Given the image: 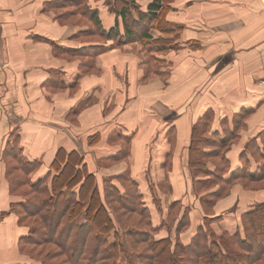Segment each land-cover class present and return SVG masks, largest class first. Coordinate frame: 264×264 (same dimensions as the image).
I'll use <instances>...</instances> for the list:
<instances>
[{"label": "crops", "instance_id": "0c3cea01", "mask_svg": "<svg viewBox=\"0 0 264 264\" xmlns=\"http://www.w3.org/2000/svg\"><path fill=\"white\" fill-rule=\"evenodd\" d=\"M73 1L0 0V264H38L19 249L26 229L12 207L22 200L11 194L6 175L5 150L18 139L23 156L41 162V176L60 149L79 153L89 172L113 179L120 190L114 178L129 172L152 217L164 223L172 202L194 203L196 197L187 169L193 129L203 120L209 133L227 136L238 127L223 156L229 177L246 166L249 180L230 182L213 210L222 217L212 224L218 234L223 227L233 233L241 212L264 201V0H168L166 20L179 27L178 36L151 28L145 43L114 47L111 40L100 44L98 27L88 16L71 14L74 7L65 4ZM134 1L142 11L153 2ZM86 6L99 13L107 32L120 19L104 0H86ZM156 39L173 41L149 52L146 46ZM91 45L107 47L92 72L82 73L81 61L62 52ZM199 66L206 68L196 72ZM243 67H252L251 82ZM211 74L218 76L214 87L206 78ZM228 93L246 102L226 107L218 100H228ZM245 112L250 113L244 121H237ZM119 135L129 140V150L112 163L124 148ZM249 194L260 198H245ZM183 209L195 226L208 215L201 203ZM161 229L167 233L166 226ZM186 234L181 233L184 242Z\"/></svg>", "mask_w": 264, "mask_h": 264}, {"label": "trees", "instance_id": "16d2710c", "mask_svg": "<svg viewBox=\"0 0 264 264\" xmlns=\"http://www.w3.org/2000/svg\"><path fill=\"white\" fill-rule=\"evenodd\" d=\"M167 1L153 0L147 10L142 11L134 0H104V5L120 17L108 32L99 13L89 11L86 0L65 5L74 7L71 14L79 13L91 19L98 27L100 44L111 40L113 44L109 47H114L138 40L145 43L146 36L150 38L151 28L178 36L179 27L166 20L167 8L163 4L165 6ZM172 41L156 39L145 46L149 52L159 51ZM106 50L105 46L91 45L62 52L68 59L80 60V70L85 73L94 71L95 58ZM249 113L245 112L244 118L236 120L242 123ZM206 128L207 122L203 120L191 134L187 169L196 196L194 203L188 198L184 202H172L165 225L167 233L161 229L164 223L152 217L129 172L114 178L122 185L123 190H120L112 184L113 179L100 180L89 172L79 153L60 149L50 171L41 176V162L27 160L19 139L15 140L12 148L5 150L4 159L9 190L22 198L12 207L20 226L26 229L19 238L20 251L38 264H264V201L253 202L241 212L233 233L218 234L212 227L222 217H215L213 210L228 193L221 186L249 177L245 175L246 166L233 172L231 177L210 167L220 168L217 158L222 160V165H227L220 152L237 138L238 127L227 136L219 131L209 133ZM119 138L124 140V148L112 163L123 160L129 150V140L121 135ZM219 183L221 185L217 186ZM202 193L206 195L195 199ZM151 194L152 203L161 212L160 199L153 191ZM195 203H201L203 212L208 214L197 226L193 225L191 212L183 209V204ZM237 206L235 204L232 211ZM182 232L190 233L185 236L186 242L181 237Z\"/></svg>", "mask_w": 264, "mask_h": 264}, {"label": "rangeland", "instance_id": "374dc122", "mask_svg": "<svg viewBox=\"0 0 264 264\" xmlns=\"http://www.w3.org/2000/svg\"><path fill=\"white\" fill-rule=\"evenodd\" d=\"M200 56H198V57H196V59L197 58H199ZM192 58V57H191ZM204 67L206 68V66H199V67H196V72H198V71H203L204 70ZM230 69V71H233L234 70V67H230L229 68ZM261 70H264V67H263V69H261ZM243 74H244V76L249 80V82H251V79H252V77H253V69H252V67H243ZM206 78H210V80H211V85H212V87H214V85L217 83V78H218V76H215L214 74L212 75L211 74V76L210 77H207L206 76ZM202 82V81H201ZM261 84H263V83H261ZM232 94L233 93H228V95H229V99L227 100V99H219L218 101H220V102H226V107H231V106H233L234 108H238V107H240L241 105H244L243 103H240V102H246L244 99L243 100H239V99H241V98H243V97H241V98H239V99H236V100H234L233 98H231V96H232ZM196 96V95H195ZM224 153V150H221V152L220 153ZM222 153V154H223ZM217 162H220L219 163V167L220 168H215L213 165L211 166L210 165V167L213 169V170H215V171H217V173H220V174H223V176H225V177H229L228 176V172H227V165H222V160L221 159H218L217 158ZM249 169H248V171L245 173V175H249ZM221 185V183H219V184H217V186H220ZM247 186H248V188L249 187H252L253 185L252 184H249V185H244L243 187H245L246 189H247ZM223 189H225V190H227V192L230 190V187H231V185L230 184H228V185H222L221 186ZM235 189H237V187H234V190ZM238 189H241L239 186H238ZM251 196V198H260V196L259 195H256V194H249V195H247V196H245V198H248V197H250ZM20 200H22V198L20 197ZM24 200V199H23ZM161 201V200H160ZM238 218H239V216L237 217V220H238ZM237 223V222H236ZM167 224V222H164V226ZM236 227V226H235ZM223 229L225 230V231H227V230H229V229H227L226 227L224 228L223 227ZM229 231H232V230H229ZM229 231H227L228 233H229ZM234 231V230H233ZM231 234V233H230Z\"/></svg>", "mask_w": 264, "mask_h": 264}]
</instances>
